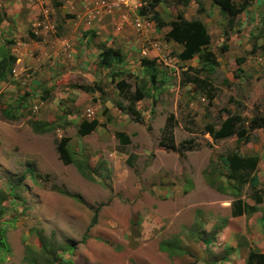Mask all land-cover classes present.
<instances>
[{"label": "rangeland", "instance_id": "1", "mask_svg": "<svg viewBox=\"0 0 264 264\" xmlns=\"http://www.w3.org/2000/svg\"><path fill=\"white\" fill-rule=\"evenodd\" d=\"M169 1L166 3L171 7ZM217 1L223 4V26L220 34L212 35L210 48L219 62L212 74L201 73L197 59L179 60L181 48L175 43L166 47L157 43L166 39L164 32L143 39L134 30L136 34H129L128 39L133 48L115 47L126 54L113 72L101 68L102 78L94 76L93 82L81 75L59 76L51 89L59 93L67 88L78 90L80 106L74 105L80 96L56 100L50 88H42V96L28 92L25 86L0 92V224L13 250L4 264H30L29 259L41 253V237L59 248L67 264L224 262L225 243L216 238L207 247L203 241L210 234L203 232V227L211 225L215 217L223 221L220 210L224 202L238 198L223 160L233 152L258 156L264 151V15H254L244 21L247 24L240 15L229 23L228 12L250 0L198 3L211 9L209 5ZM53 9L56 16L49 18L51 23L55 21V29L45 31H60L62 35L66 20L75 16L61 13L63 3ZM179 10L186 11L181 6L177 13ZM196 12L194 18H199L201 9ZM45 18L38 16L29 24V41H41L43 34L35 29L44 28L40 21ZM175 18L171 14L168 22ZM38 50L33 51L32 59L41 55ZM143 60L154 61L158 73L154 84ZM189 77L206 79L210 87L202 91L188 82ZM122 81L129 85L131 94L147 83L150 96L136 103L140 120L127 110V86L123 90L118 87ZM96 85L103 92L78 89ZM209 90L213 99L207 95ZM87 94L92 100H86ZM6 109L15 113L14 119L6 118ZM232 114L244 119L247 142L235 137L213 141L205 132L207 126L217 127ZM170 117L176 126L175 150L167 149L170 142L162 136ZM48 118L55 120L47 132L33 128L35 121L50 123ZM84 120H97L99 126L80 136L78 127ZM119 133L128 136L130 143L122 144ZM63 139L74 153L69 165L58 152ZM85 165L90 178L81 171ZM251 194L248 186L240 193L245 201ZM95 213L97 223L91 227ZM220 225L218 222L211 232H217ZM167 241L182 244L189 255L162 250ZM67 246L73 248L63 253Z\"/></svg>", "mask_w": 264, "mask_h": 264}, {"label": "crops", "instance_id": "2", "mask_svg": "<svg viewBox=\"0 0 264 264\" xmlns=\"http://www.w3.org/2000/svg\"><path fill=\"white\" fill-rule=\"evenodd\" d=\"M94 1L97 0H62L63 11L61 13L72 14L75 18L72 20L67 19L63 26V34L61 37H56L57 31H48V33L45 31L46 29H55L53 25L55 21L53 20V23H51V20L52 15L56 16V13L52 7L51 0H0V14L5 15L3 21L0 22V61L3 53L6 52L15 58L12 71H10L11 67H9L5 73L6 79H0V92L14 91L25 86L28 92L39 96L38 93H42V88H50L51 93L53 92L52 98L56 100L59 97L68 98L71 96L72 99H75L80 96L74 104L75 106H80L81 94L78 90L67 88L68 90L59 93L58 90L51 89L59 76L78 77L81 75L88 81H92L94 76H98L101 79V68L98 66L101 52L99 45L114 48L122 46L126 51L129 48H133L134 44L128 39L137 32L132 27V23L136 18H141L147 22V27L144 31L137 32V35H140L143 39L150 38V35L158 33V31L164 32L163 37L166 38V33L170 30L169 27L159 30L151 16L140 15V8L146 6L148 0H126V4H121L115 10L102 12V14L95 12ZM198 1L201 0H191L189 6L183 8L186 10L184 13L185 18L187 20L193 19L197 14V8L198 10L201 9L199 18L206 23L211 36L213 33L220 34L221 31L219 29L223 26L221 24L222 5L212 2L213 5H209L212 8L208 9L207 4L198 3ZM169 2L172 3L171 7H168L170 5H167L166 0H164L156 8L161 18L166 22L170 20L171 14L176 17L178 14V6L172 0ZM49 15H51V20ZM241 15L243 22L253 19L254 15L256 17L263 16L264 0L251 2ZM38 16L46 17L40 21V25L44 26V28L41 30L35 29L36 32L41 31L43 37L40 42L29 41L26 34L32 30H29V24L37 20ZM244 24L247 23L244 22ZM91 36H95V38H91ZM156 42L162 43L164 47L173 44L172 41L167 39ZM153 46L156 51L158 49L157 45L154 44ZM37 48L41 55L38 59H32L33 51ZM122 54L126 53L123 52ZM27 66H30L31 72L30 69H22V67ZM86 96L87 101L93 98L89 94ZM52 120L55 119L48 118L46 122L51 123ZM258 156L260 159L258 177L262 186L264 185V151ZM211 184L214 185L213 182ZM247 202L253 205L250 199ZM257 207L258 211L252 215L244 214L234 217L232 215V201L226 200L220 210L224 220L219 221V218L215 217L211 225L203 227V232L210 234L203 241L204 244H207V247L211 243L214 244V239L216 238L220 242L225 243V254H227V257L224 258L225 260L223 259L224 262L222 264L246 263L251 250L264 253V200ZM218 222L221 223V227L218 228L217 232H211L215 230L214 227ZM212 263L220 264L221 261H212Z\"/></svg>", "mask_w": 264, "mask_h": 264}, {"label": "trees", "instance_id": "3", "mask_svg": "<svg viewBox=\"0 0 264 264\" xmlns=\"http://www.w3.org/2000/svg\"><path fill=\"white\" fill-rule=\"evenodd\" d=\"M53 7L55 9L62 6V3L58 0H51ZM164 0H148L146 6L140 8V15L142 16H151V18L156 22L157 28L159 30L169 27L170 30L166 33V39L172 41L178 45L181 49L178 53V59L186 62L191 61L195 58L198 59L201 73L205 72L212 74L215 67L219 65L218 59L215 53L211 50L212 36L209 32V29L206 23L200 18H194L187 20L184 16V11L179 10L175 20L166 22L161 18L157 7ZM167 1V0H166ZM251 2L255 0H250ZM177 6L181 8H186L189 6L191 0H172ZM219 3V1H217ZM168 4V3H166ZM222 6L223 4L220 3ZM250 5L249 1H244L240 6L233 7L229 12L228 16L230 17L229 23H234L239 15L243 13ZM202 11V10H201ZM224 11V10H223ZM224 15V12H223ZM5 18L4 14H0V22ZM60 30V29H59ZM59 36L61 35L60 31L57 32ZM100 54H99V68L107 69L111 72L114 71L115 66L124 61L123 54L121 50L114 47H107L106 45H100ZM15 62V58L10 55L8 52L3 53L2 60L0 61V79H6L5 73L8 68L11 67ZM242 62V61H239ZM143 68L145 69L146 74L150 78L151 83H155L157 80L158 73L155 70L154 61L143 60ZM145 82V80L143 81ZM188 82L196 85L202 91H206L205 87H210V84L206 79H200L198 77H189ZM127 86V93L129 94L128 102L130 103L127 107L129 113L135 117V120H140V114L136 108V103L143 100L144 98L150 96L147 83H144L141 87L131 94L129 85H126L125 82H119L118 87L120 90H123V87ZM87 93H94L96 91L103 92L101 86H82L79 87ZM45 93L48 94V90H45ZM211 90L208 91V96L210 99H213L214 96L211 94ZM43 100H46V97H42ZM4 114L8 119H14L15 113L11 110H5ZM173 117H170L162 131L163 139L167 142H170V145L167 149L175 150L174 144V128L175 121ZM33 128L39 133H45L51 128V123H45L40 121H35L33 123ZM99 126L97 120L87 121L84 120L78 127V134L80 136H87L94 132ZM244 119L240 115L232 114L229 115L226 119L222 120L221 123L216 127L214 125H208L206 128V134H209L213 141L219 142L228 140L231 138H236L238 141L247 142V128L245 127ZM118 137L120 142L124 145L130 143V139L123 133H119ZM161 146H164L165 143H161ZM169 144V143H167ZM58 152L60 154V159L66 165L73 163L74 153L68 146L67 139H63L58 145ZM260 159L258 156H241L237 152L229 154L226 159L223 160L224 166L228 171L227 178L229 183L234 184V189L236 190V196L232 202V215L234 217L246 215H252L258 211V205L261 204L264 200V189L261 188L260 179L258 177V168H259ZM89 168L88 165H85V168L81 167L83 174L90 178L91 176L87 174L86 169ZM86 172V173H85ZM246 186L250 188L252 194L250 199L253 201V205L245 201L240 195L242 189ZM220 190V188H219ZM97 213L92 220L91 227L97 223ZM3 216V211H0V218ZM41 240V253L37 256H32L29 261L30 264H67L63 261L61 255L59 254V248H56L53 244L45 241L43 237ZM72 246H67L63 249V253L71 250ZM161 249L167 251L171 254L178 252V256L189 255V251L182 244L170 243L169 241L161 245ZM62 250V249H61ZM13 250L9 244L6 229L0 224V264H4L6 259L11 257ZM246 264H264V253H260L254 250H251Z\"/></svg>", "mask_w": 264, "mask_h": 264}, {"label": "built area", "instance_id": "4", "mask_svg": "<svg viewBox=\"0 0 264 264\" xmlns=\"http://www.w3.org/2000/svg\"><path fill=\"white\" fill-rule=\"evenodd\" d=\"M126 0H97L94 1L95 12L102 14V12H111L119 7L121 4H126ZM132 27L137 32H142L147 27V22L141 18H136L132 23ZM145 54V52H144Z\"/></svg>", "mask_w": 264, "mask_h": 264}]
</instances>
